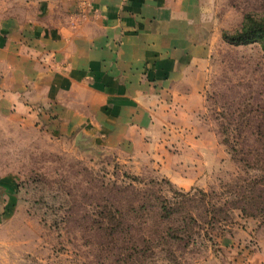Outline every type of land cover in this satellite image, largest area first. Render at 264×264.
I'll list each match as a JSON object with an SVG mask.
<instances>
[{"label":"rangeland","instance_id":"1","mask_svg":"<svg viewBox=\"0 0 264 264\" xmlns=\"http://www.w3.org/2000/svg\"><path fill=\"white\" fill-rule=\"evenodd\" d=\"M215 1L214 14L231 34L247 14L264 18V0ZM213 38L206 110L195 118L200 129L173 133L166 168L84 150L71 139L20 130L9 121L0 132V264H141L132 245L143 247L144 239L167 224L151 218L152 213L130 210L139 205L137 191L141 196L152 192L171 204L181 203L175 193L195 197L186 206L198 222L187 250L176 248L175 258L158 250L143 264L264 263L256 260V254L264 255V219L225 207L236 199V185L259 182L264 175V144L256 137V158L247 166L220 134L222 124L231 130L264 128V51L257 44L233 47ZM231 113L235 122H230ZM191 141L195 146L188 145ZM253 143L254 138L248 139V145ZM201 192L205 202L226 209L228 219L208 215L211 207L200 203ZM105 199L124 215L125 231L118 237L109 236L110 218L100 214ZM203 217L215 220L208 225Z\"/></svg>","mask_w":264,"mask_h":264},{"label":"crops","instance_id":"2","mask_svg":"<svg viewBox=\"0 0 264 264\" xmlns=\"http://www.w3.org/2000/svg\"><path fill=\"white\" fill-rule=\"evenodd\" d=\"M215 2L0 0V132L10 121L166 168L173 133L198 131L206 110L213 36L227 30Z\"/></svg>","mask_w":264,"mask_h":264},{"label":"trees","instance_id":"3","mask_svg":"<svg viewBox=\"0 0 264 264\" xmlns=\"http://www.w3.org/2000/svg\"><path fill=\"white\" fill-rule=\"evenodd\" d=\"M222 38L228 45L233 47H247L257 44L264 51V18L256 17V15L253 14H247L244 17L241 27L237 31L232 34L224 31L222 33ZM219 116L223 119L227 118V115L224 113ZM244 118L245 117L242 116L239 122H242ZM236 120L235 113H231L230 122H235ZM231 129V126H225V124H222L220 127V134L225 138L223 142L224 145L234 156L240 158V162H244L247 166H250V158H256V137L258 142L264 144V128L259 127L256 129L254 127L250 131H246V129L241 130L240 128H236V130ZM245 135H247V137ZM242 138H244L243 142H241ZM250 138H254L253 147L247 144ZM232 139H234V141H231ZM259 162L261 163L262 161L260 160ZM236 186L237 187L232 190L233 194H236V199L230 203L226 202L225 207L230 206L235 210H240V212L248 218L261 217L264 219V175L259 182L254 179V181H250L244 186ZM175 194V198L180 199L179 202L181 203L171 204L164 197L148 191H145L144 196H141V193L138 191L136 193V195L139 196L136 201L139 205H132L130 210L133 213L143 211L152 213L151 218L157 219L162 223L161 225L167 224V226L154 232L151 238L144 239L143 247L132 245L133 247L131 250L134 253V257L140 260L141 264H143L146 259L151 258L158 250L165 251L170 257L175 258V249L187 250L191 245L193 237L196 235L193 233V230L198 226V222L193 217V214L188 211L186 206V204L189 206L195 203L196 198H189L188 195H181L180 193ZM200 195H202L204 199L200 203L203 205L205 204L206 209L208 206L211 207L207 211L208 215L214 214V217H216L217 214H223V219H228V214L225 213L226 209L217 210L215 205H212L210 202L207 203V201L205 202L207 196L204 192H201ZM109 203L110 199H105L100 214L104 218H110V223L107 226V232H110L109 236L118 237L121 235V232L125 231L124 215L120 213L119 209H114L116 206L111 207ZM212 218H210L211 221L208 220V217H203L201 220L211 225L212 221L215 220Z\"/></svg>","mask_w":264,"mask_h":264}]
</instances>
